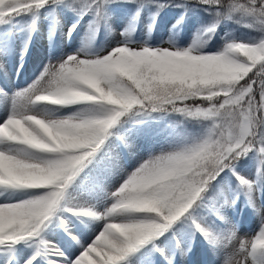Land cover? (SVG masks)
Wrapping results in <instances>:
<instances>
[{
  "label": "snow or ice",
  "instance_id": "obj_1",
  "mask_svg": "<svg viewBox=\"0 0 264 264\" xmlns=\"http://www.w3.org/2000/svg\"><path fill=\"white\" fill-rule=\"evenodd\" d=\"M0 60V264H264V0H0Z\"/></svg>",
  "mask_w": 264,
  "mask_h": 264
},
{
  "label": "rangeland",
  "instance_id": "obj_2",
  "mask_svg": "<svg viewBox=\"0 0 264 264\" xmlns=\"http://www.w3.org/2000/svg\"><path fill=\"white\" fill-rule=\"evenodd\" d=\"M176 14L173 13H166L163 12L160 16L159 23L156 27V30L153 34L154 42H159L161 38H166L167 35L170 33L171 25L174 21V17ZM122 21L120 18H114L112 21L113 27L117 29V32L115 33V37H119V29ZM144 22L141 23V30H143ZM241 33L255 36L257 35L255 32H252L250 30H246L241 28ZM104 33L101 31V34ZM59 39H63V32L61 31V35ZM105 39V33L104 37H102L101 42ZM109 39H112L111 37ZM163 46L167 47V44H164ZM4 62L3 60H0V65H2ZM33 77V65L32 63H29V65L26 67L25 72L20 76L19 80L13 79L10 84L8 85L9 88L20 86L23 87L27 83L31 81ZM11 85V86H10ZM3 116V111H0V117ZM144 155V145L143 142H138L133 149L131 150V154L129 157V160L127 162L122 161L120 168L117 169V176L116 180L118 181L120 178V175L122 174L123 170H131V167L133 164L136 163L137 160L141 156ZM246 171L250 172V169H246ZM261 204V201L259 197L257 196L256 199V205L259 207ZM227 215L229 217V220L233 223L238 225L239 233H238V240L234 242L231 246H229L226 249L222 250V253L224 251L231 252L236 247H238L239 239H248L251 240L254 238L256 234H258V226L261 223L260 215L253 211L251 208H248L245 206L243 199L239 202L237 209H228L226 210ZM239 258V257H238ZM177 264H202L203 261H207L208 264H219L220 257L213 255L211 252H208L205 249V246L202 242L199 240L196 243V247L192 253V255L189 256H178L177 258Z\"/></svg>",
  "mask_w": 264,
  "mask_h": 264
},
{
  "label": "trees",
  "instance_id": "obj_3",
  "mask_svg": "<svg viewBox=\"0 0 264 264\" xmlns=\"http://www.w3.org/2000/svg\"><path fill=\"white\" fill-rule=\"evenodd\" d=\"M167 12H172V13H174L175 11L174 10H166ZM100 39V38H99ZM189 127H193V125H189Z\"/></svg>",
  "mask_w": 264,
  "mask_h": 264
},
{
  "label": "bare ground",
  "instance_id": "obj_4",
  "mask_svg": "<svg viewBox=\"0 0 264 264\" xmlns=\"http://www.w3.org/2000/svg\"><path fill=\"white\" fill-rule=\"evenodd\" d=\"M11 86V85H10Z\"/></svg>",
  "mask_w": 264,
  "mask_h": 264
}]
</instances>
